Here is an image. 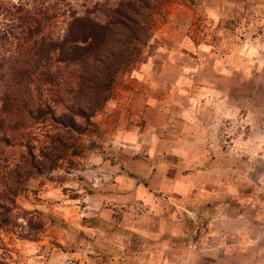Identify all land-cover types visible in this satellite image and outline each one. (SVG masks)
<instances>
[{"label":"rangeland","instance_id":"374dc122","mask_svg":"<svg viewBox=\"0 0 264 264\" xmlns=\"http://www.w3.org/2000/svg\"><path fill=\"white\" fill-rule=\"evenodd\" d=\"M114 1L50 0L44 32L60 35L69 9ZM148 33L77 136L78 156L17 192L0 264H264V0H161ZM12 42L0 39V56ZM63 99L55 117L75 100ZM50 121L21 117L6 134L39 149Z\"/></svg>","mask_w":264,"mask_h":264},{"label":"trees","instance_id":"16d2710c","mask_svg":"<svg viewBox=\"0 0 264 264\" xmlns=\"http://www.w3.org/2000/svg\"><path fill=\"white\" fill-rule=\"evenodd\" d=\"M9 1L0 0V16L9 27L0 39L8 34L13 40L7 57L0 56L7 83L0 93V228L9 221L14 197L29 179L78 156L77 136L110 97L116 73L128 65L134 49L146 43L161 0L96 2L80 13L69 9L55 38L44 29L57 11L56 2ZM65 93L75 100L62 105L55 117L51 103L56 98L54 103L62 104ZM21 117L30 125L51 120L55 132L47 146L37 149L34 138L19 134L23 139L13 143L6 132L25 128ZM11 145L20 149L12 163L2 154Z\"/></svg>","mask_w":264,"mask_h":264}]
</instances>
